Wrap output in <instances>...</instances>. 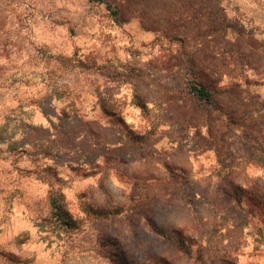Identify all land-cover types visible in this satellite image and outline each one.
<instances>
[{
    "label": "rangeland",
    "instance_id": "374dc122",
    "mask_svg": "<svg viewBox=\"0 0 264 264\" xmlns=\"http://www.w3.org/2000/svg\"><path fill=\"white\" fill-rule=\"evenodd\" d=\"M262 185L264 0H0V264H264Z\"/></svg>",
    "mask_w": 264,
    "mask_h": 264
},
{
    "label": "crops",
    "instance_id": "0c3cea01",
    "mask_svg": "<svg viewBox=\"0 0 264 264\" xmlns=\"http://www.w3.org/2000/svg\"><path fill=\"white\" fill-rule=\"evenodd\" d=\"M98 110H100V107L98 105L97 106L92 105L91 108H90V112H92V113H95V111L97 113ZM50 119L51 118H49V120ZM45 121L47 123H50L48 120H45ZM85 121H86V123L88 125L96 124L98 126L99 130H101V131H105L106 130L112 135V141H109L108 143H103V142L97 143V145H99V147H101L103 150H107L108 147H113L115 145L119 146L118 137L120 136V133H119V127L116 124H113V123L106 124V123H102L100 120H95V119L88 120V121L85 120ZM80 137L81 138H86V139L90 140L91 142L95 141V139L97 138L95 135H93L92 130L88 131V132L86 131V132H83V133H79L77 136L74 137V140L75 141H79ZM92 147H95V142L92 143ZM71 152H74L75 155L76 154H78V155L81 154V152L77 148L71 149ZM104 156L105 155L103 153L96 155V158H95L96 164H103ZM83 161L84 162L87 161V157L86 156H84Z\"/></svg>",
    "mask_w": 264,
    "mask_h": 264
},
{
    "label": "trees",
    "instance_id": "16d2710c",
    "mask_svg": "<svg viewBox=\"0 0 264 264\" xmlns=\"http://www.w3.org/2000/svg\"><path fill=\"white\" fill-rule=\"evenodd\" d=\"M195 94L197 95L198 98H200L202 100H206V101L211 100V93L210 92H207L203 87L198 88V89H195ZM256 180L259 181V184L258 185L260 187V185L262 184V180H260V179H256ZM261 187L264 190V186L262 185Z\"/></svg>",
    "mask_w": 264,
    "mask_h": 264
}]
</instances>
